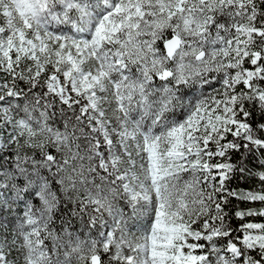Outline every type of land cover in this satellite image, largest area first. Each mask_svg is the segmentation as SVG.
<instances>
[{
	"label": "snow or ice",
	"instance_id": "obj_1",
	"mask_svg": "<svg viewBox=\"0 0 264 264\" xmlns=\"http://www.w3.org/2000/svg\"><path fill=\"white\" fill-rule=\"evenodd\" d=\"M0 74V264H264V0H0Z\"/></svg>",
	"mask_w": 264,
	"mask_h": 264
},
{
	"label": "trees",
	"instance_id": "obj_2",
	"mask_svg": "<svg viewBox=\"0 0 264 264\" xmlns=\"http://www.w3.org/2000/svg\"><path fill=\"white\" fill-rule=\"evenodd\" d=\"M245 67H251L250 64H245ZM2 74H0V80H2ZM264 87V82L261 83ZM241 87H243L241 85ZM259 119L257 114V120ZM256 127V124H253ZM260 136L264 138V132L260 133ZM233 137L229 135L227 140H232ZM215 148V145H212ZM231 163L236 165L235 170L230 174V179L226 182V187L229 190H235L237 192H264V182L260 181L258 173L264 171V149H253L252 152L245 154V150L241 149L240 152H230ZM222 158H214L212 163L220 162ZM244 167L247 169L245 172H241L240 168ZM215 174V170H214ZM219 177L217 176V182ZM72 205L68 204L66 207L61 205L60 210L56 213V227L59 228L61 225V220L70 221L69 231H74L77 233H87V229L81 219L73 217L71 215ZM249 209L259 211L264 209V202L262 201H247L240 200L235 197H229V202L225 206V212L228 213L227 222L231 224L233 229H238L242 223H264V216H245L243 220L236 217L235 213L237 211L247 212ZM240 233H234V235ZM242 235V234H240ZM203 243V241H201ZM226 243V238H221L219 244L223 245ZM199 251V250H198Z\"/></svg>",
	"mask_w": 264,
	"mask_h": 264
},
{
	"label": "rangeland",
	"instance_id": "obj_3",
	"mask_svg": "<svg viewBox=\"0 0 264 264\" xmlns=\"http://www.w3.org/2000/svg\"><path fill=\"white\" fill-rule=\"evenodd\" d=\"M17 216L7 211L0 213V222L4 224L0 227V234L6 235L9 240L14 238V229H16ZM15 255V253H14Z\"/></svg>",
	"mask_w": 264,
	"mask_h": 264
}]
</instances>
